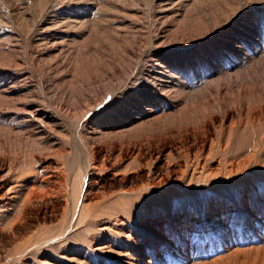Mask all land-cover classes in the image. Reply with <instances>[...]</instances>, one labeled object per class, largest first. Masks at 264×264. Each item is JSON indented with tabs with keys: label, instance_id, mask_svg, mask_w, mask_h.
Instances as JSON below:
<instances>
[{
	"label": "bare ground",
	"instance_id": "1",
	"mask_svg": "<svg viewBox=\"0 0 264 264\" xmlns=\"http://www.w3.org/2000/svg\"><path fill=\"white\" fill-rule=\"evenodd\" d=\"M0 13L13 30L0 26V264H264V0H0ZM216 35L225 71L205 74ZM157 52L170 54L144 60ZM121 96L73 131L84 155L68 170L55 116L77 130ZM195 184L211 196L199 211L120 213Z\"/></svg>",
	"mask_w": 264,
	"mask_h": 264
},
{
	"label": "rangeland",
	"instance_id": "2",
	"mask_svg": "<svg viewBox=\"0 0 264 264\" xmlns=\"http://www.w3.org/2000/svg\"><path fill=\"white\" fill-rule=\"evenodd\" d=\"M1 14L2 13H0V15ZM258 18H262V16H259ZM146 19H150V16H148V17L145 16L142 20H146ZM1 20H4V19L1 18ZM143 22H145V21H143ZM1 27L5 28L4 26H1ZM5 29H4L5 33L6 32L10 33V31L11 32L13 31L11 29H10V31L7 28H5ZM211 39H210V41H212V42H209L208 46H206V47H208L210 49V53L207 52L205 49H203L202 55H201L202 57H198L199 59H197V67H198L199 71L202 72V73H205V74H209L210 72H211V74L215 73L219 69L222 70V71H225L224 70V66H226V63H227V59L222 57V55H224L227 52V50L224 49L222 44L217 42L218 39H219L218 36L216 35V36L212 37ZM205 45H206V43H205ZM214 50H215L216 53L213 54ZM100 52H101V49L97 48V50L95 51V54H99ZM169 54L170 53L165 54L163 52H157V54L156 53L153 54L154 56L152 55V57L151 56L150 57H146V59H144V60H148V61L153 60V62L157 63V62H159V58L162 59L164 57L165 58L169 57L168 56ZM198 55H200V54L197 53L196 56H198ZM91 58H95V57L92 55ZM188 64H190V63L188 62ZM197 67L194 65V68L197 69ZM170 71H171V69H170ZM226 71H228L230 73L232 72L231 69L230 70H226ZM28 72H29V70H28ZM25 73H27V72L26 71L25 72L22 71V73H20V74H25ZM0 78H3V77L0 76ZM6 78L7 79L11 78V75L6 76ZM35 91H36V93L38 95L39 93H38V89L37 88H35ZM50 96L51 95L48 94L46 96V98H49ZM113 100L114 99L111 100V102H112L111 105L108 104L109 106H107V104H105L104 106H102V108L98 109V111L95 110V111L89 113L88 115H86L85 117H83L77 124V130L74 129V128H76L75 124H71L69 121H66L63 118H60L61 119L60 120L59 117L57 118L55 116L54 119L57 122L58 128H59V130H62L61 133L66 138H57V137H53L52 138L51 137V139H54V138L56 139L57 138L58 142H60V143L64 142L63 145H65L67 143V145H65V147L67 149L69 148L70 156L66 160V162H68V160H69V163L65 162V164H66V167H67L68 170L72 169L73 167L75 168L77 165H81V162L83 161V155H84L83 146L80 145V146H76L75 148L71 147L72 144H73L72 143L73 140H72L71 136H74V134L78 135L79 132H82L83 128H88L90 125H92V123H94L95 121L101 119L102 115H108V113L116 105L120 106V105L126 104L129 101V98L126 97V96H121L115 101V105L113 104ZM44 103L48 104L47 101L44 102ZM46 104H45V106H46L45 108L46 109L45 108L44 109L47 112L49 111L48 113L51 114L52 113L51 108L47 107ZM124 107L125 108L122 109V114L126 115V113L128 114V111L126 110L128 107H126V106H124ZM117 115L118 114L116 112V113L113 114V117H115V119H116ZM66 124H67V127L66 126L64 127L63 125H66ZM62 128H64V129H62ZM73 131H74V134H73ZM65 140H67V141H65ZM46 141H43V143L45 144ZM240 141L238 142V146L239 147H240V144H241ZM67 164H68V166H67ZM252 183H253L252 185H255L256 183L257 184H261V186L264 187L263 186L264 185V173L262 175H260L258 178L252 179ZM201 186L202 185L195 184V185H191L189 187H185L183 189H179L178 191H176V190L170 191V188H169V190L167 188V189H165L167 191V193L163 189L164 191L162 190V192H160L159 194H153L154 196L150 195V194H147L146 195L147 199H143L139 203H136V204H135L136 201H132L133 204L131 203V205L128 206V207L125 206V208H124L125 211L124 212L120 211V213L123 215V217L128 219L129 222H134L138 218V215H140V214L141 215L142 214H145V215L146 214H152V213L156 214V213H162L163 211L165 213H169V212H178V211H181V210H188V211L189 210H193V211L196 210V211H199L201 209V207L203 206V203H205V201H208V199H210V197H211L210 195H207V192H205V190L203 188L205 186H203L202 188H201ZM187 188H189V189H187ZM233 188H234V185L233 184H228V182H227V183H225V185H221L217 189L213 188L211 191L215 195L218 196V195H222V193H226L229 189L231 190ZM132 220H134V221H132ZM80 238L81 237H79L77 239V243H78L77 245L78 246H80L82 244V241H83ZM47 252H48L47 254H51L52 256L54 255L53 256L54 258H58V255H57L58 252H56V253L55 252H50V251H47Z\"/></svg>",
	"mask_w": 264,
	"mask_h": 264
}]
</instances>
